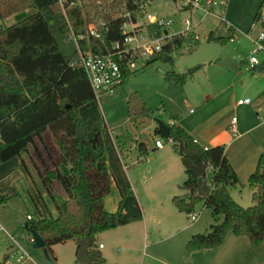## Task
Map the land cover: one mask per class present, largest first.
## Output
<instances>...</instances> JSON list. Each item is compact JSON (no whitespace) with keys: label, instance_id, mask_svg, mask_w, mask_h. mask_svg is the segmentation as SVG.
Here are the masks:
<instances>
[{"label":"trees","instance_id":"1","mask_svg":"<svg viewBox=\"0 0 264 264\" xmlns=\"http://www.w3.org/2000/svg\"><path fill=\"white\" fill-rule=\"evenodd\" d=\"M150 1L0 0L1 19L30 8L35 10L17 23L0 27V165L21 155L50 129L60 148L61 161L70 168L67 175L57 168L40 172L42 185L51 197L54 182L67 197L56 204L55 215L36 209L32 219L24 223L27 231L36 230L41 234L55 262L53 246L74 241L78 249L84 243L89 244L90 264H107L99 249V234L143 218L141 213L110 212L105 207L111 190L103 142L105 124L101 117L79 113L81 106L96 100L79 63V49H91L100 54L111 52L113 44L124 38L123 24L143 18L146 10L142 4ZM257 17L258 14L255 21ZM90 24L95 26L97 35L89 34ZM227 31L229 36L211 32L208 40L225 43L236 32L234 28ZM195 34L188 32L173 37L156 57L146 61V65L155 60L173 64L178 48L199 43ZM122 68L123 84L133 71L125 63ZM198 68L193 67L185 73L167 72V81L185 84ZM251 70L260 73L264 64L255 65ZM127 106L133 121L151 111L137 92L129 94ZM172 118L176 120L175 116ZM168 139L172 140L177 152L183 143L185 152L182 160L187 178L180 185L184 193L173 197L174 205L190 214L202 200L211 208L215 221L209 231L194 234L187 249L194 252L218 247L231 233L248 237L254 244L263 241L264 152L249 178L254 204L244 207L231 195V188L239 184V179L224 145L204 147L177 123L171 125ZM187 160L197 166L207 165V180L211 186L207 197L198 195V178L187 166ZM13 197L0 193V205H6ZM6 260L7 257L0 264H7Z\"/></svg>","mask_w":264,"mask_h":264},{"label":"rangeland","instance_id":"2","mask_svg":"<svg viewBox=\"0 0 264 264\" xmlns=\"http://www.w3.org/2000/svg\"><path fill=\"white\" fill-rule=\"evenodd\" d=\"M221 1L216 0L215 11H224L226 20L238 29L237 38L225 43L209 41L208 37L211 32L223 36H229L230 33L218 18L208 16L194 30L200 36L199 43L191 45V47L185 44L178 48L174 53L173 64L155 60L146 65V61L139 58L131 69L133 73L125 78L116 94L98 95L96 100L82 109V112L87 115L102 118L105 124L103 133L107 143L111 141L107 127L113 130L116 144L125 153L124 161L129 167L125 176L118 172L117 181H111V190L107 196L108 208L122 212L124 205V209L135 210L139 207L138 201L144 205L146 210L152 207L160 208L162 205L174 207L172 198L184 193L180 185L186 180V174L179 172L173 179L174 173L169 165L168 157H170L169 154H174L176 151L174 144L169 139L156 134L152 125L155 124L157 118L167 123L174 116L180 125L184 126L185 123L191 125V110L195 113L193 115L200 113V103L206 92L214 93L222 88L230 87V89H226L221 98L212 101L211 106L215 104L219 106V100L222 102L226 100L227 103L234 106L239 98H251L253 104L240 107L236 112L230 110L229 116L235 115L241 118L253 115L263 124L254 130L253 135L259 132L264 133V119L258 114V112L263 113L264 111V100L257 98L264 90V70L254 73L251 70L252 66L248 64L249 57L255 50L251 37H257L260 32V27L255 26L254 22L264 0H226L225 7L219 8ZM34 11L30 8L5 19L0 18V27L17 23ZM199 17L200 12L199 16L191 15L189 11L181 9L179 2L174 0H152L147 6L146 16L140 21L146 30L147 25H150L153 20L156 23L172 20L173 24L166 27L171 35L185 29L184 21L186 19H190L193 24H196ZM256 56L260 60V65L264 64V51H259ZM227 57L235 58L238 68L233 69L217 63ZM196 66L199 67L198 70L185 84L167 81V72L185 73ZM132 92H137L151 109L148 115H144L133 123L128 120L127 106L128 96ZM258 104L261 106L256 110L255 107ZM161 110L163 111L161 112ZM226 110L222 112L224 118L227 116ZM47 134L54 138L50 129H47L45 136ZM48 140L50 141V139ZM156 140H161L164 143V149L153 150ZM142 142H145L148 150L147 153L141 154L140 152L141 155L138 158L137 145ZM153 155L160 157L156 163L150 166ZM244 157V153L240 151L235 158L242 161ZM183 165L185 166L184 163ZM164 168L166 170L163 171ZM128 178L132 184L130 192H127L129 189ZM37 184L40 185V182ZM172 186L175 187L170 190ZM57 189L59 187L54 184L52 190L57 191ZM133 189L137 195L136 201L129 197ZM174 190V194H171ZM253 193L254 190L249 184L243 183L241 180L237 186L231 188L233 199L244 207L254 204ZM45 202L48 203L47 207L52 208L51 198L46 197ZM35 212L36 206L27 190H21L19 197L10 199L6 205H0V225L3 227V230H0V262L10 255L12 264H18L13 258L15 250L10 237L12 236L23 243L32 258V261L22 264H46L43 250L33 248V243L26 238L29 231L25 229L24 223L27 221L28 214L35 215ZM194 212L198 215V219L194 223L200 224V231L197 233L209 231L211 224L215 223L211 208L205 206V202L200 200L196 203ZM187 216L189 221V215L187 214ZM110 234L112 233L104 232L100 235L99 241L107 246L110 259L116 261L122 257L123 250L122 248L118 250V246L112 244ZM53 249L59 259L57 264L76 263L75 251L78 248L74 241L57 244L53 246Z\"/></svg>","mask_w":264,"mask_h":264},{"label":"crops","instance_id":"3","mask_svg":"<svg viewBox=\"0 0 264 264\" xmlns=\"http://www.w3.org/2000/svg\"><path fill=\"white\" fill-rule=\"evenodd\" d=\"M225 22L233 26L226 18ZM233 28L239 35L238 29L234 26ZM226 89H230V87ZM226 89L222 88L214 93H204V99L200 103V113L193 115L195 113L191 110V125L185 123L184 126L204 147L225 145L226 155L235 169L239 182L241 180V182L249 184V178L256 170L260 156L264 152V133L259 132L253 135V132L263 124L253 115L251 117H237V131L233 132L231 120L235 115L230 117V110L236 112L239 111L240 107L246 105H238L236 102L234 106H231L226 100L223 102L219 100V106L217 104L210 105L215 99L221 98ZM263 92L264 90L258 95L259 100H264ZM89 105L90 103L79 108V113L82 116H90L82 112V109ZM259 106L261 105L258 104L255 109H258ZM227 108L228 110H226ZM225 110L227 116L224 118L222 112ZM258 114L262 115L261 112H258ZM128 120L131 123L135 122L131 120L129 115ZM173 123L180 124L177 119L173 118L167 121L169 125ZM156 127L155 122L152 129L155 131ZM107 130L111 140L107 143L103 133L107 166L111 181H117L118 172L125 176L129 167L124 161L125 153L116 144L113 130L110 127H107ZM46 133L47 130L43 132L40 138L36 139L34 144L29 145L26 150L22 151L21 155L13 157L0 165V193L19 197L21 190H27L34 201L36 209L44 214L51 212L55 215L57 213L56 204L65 200L67 195L60 185L54 182L53 186L55 184L59 189L57 191L52 190L51 197L42 185L40 172L46 168H57L67 175L70 168L69 165L61 161V151L55 138H52L49 134L45 136ZM155 133L160 134L159 130ZM247 138L249 139L247 140ZM137 147L139 149L138 158L142 153H147L148 148L145 142L140 143ZM158 149L162 150L164 147L158 148L155 143L153 150ZM240 151L245 156L242 161L235 158ZM158 155L155 157L153 155L150 166L158 161L160 157ZM169 156L168 162L174 173L173 179L176 178L179 172H185L186 174L184 162L181 160L182 157H180L179 152L175 151L174 154H169ZM148 161L150 160L148 159ZM164 170L166 169L164 168ZM128 180L129 189L127 192H130L132 184L129 178ZM38 182H40V185L37 184ZM174 187L172 186L170 190H173ZM174 192L175 190L171 194H174ZM46 197L51 198L52 208L47 207ZM129 197L133 201L137 200L135 189L131 190ZM137 203L139 209H124L123 205L122 212L129 215L141 213L142 220L105 231L106 233H112L110 234L112 244L117 245L118 250L122 248L123 254L120 259L116 261L110 259L107 246L99 241L100 235L104 232L98 236L99 249L107 264H264V240L260 242L263 244H254L248 237L231 233L227 236L225 242L218 247L191 252L187 249V243L195 233L200 231V224L194 222L191 224L188 221L187 214L180 211L175 205L174 207L162 205L160 208L152 207L146 210L142 203H139V201ZM105 207L110 212H117L107 207V197ZM101 244L103 247H100ZM77 251H75L76 262ZM54 253L57 258L56 263H58V256L55 251Z\"/></svg>","mask_w":264,"mask_h":264},{"label":"built area","instance_id":"4","mask_svg":"<svg viewBox=\"0 0 264 264\" xmlns=\"http://www.w3.org/2000/svg\"><path fill=\"white\" fill-rule=\"evenodd\" d=\"M60 2L63 3V0H60ZM176 2H179L181 9L189 11L191 15L199 16L200 12V17L196 24H193L190 19H186L184 21L185 29L180 33L170 35L166 27L173 24L172 20L167 22L161 21L158 23L153 20L150 25H147L146 30H144L145 26L142 21H140L142 18L137 22L130 20L125 22L122 26V33L124 35L123 40L115 42L111 52L100 54L94 53L91 49H79V63L87 75L89 83L96 94V98L101 94H116L117 90L122 85L123 63H125L128 68L132 69L139 58L145 61L153 59L162 51L164 45L169 40L178 35L194 32L195 28L200 26L206 17L214 16L225 24L226 29L233 28V26L225 22L224 13L220 10L215 11V6L217 5L216 0H177ZM226 3V0H222L219 4V8H224ZM148 5V2L142 4V8L146 10V13ZM254 25L260 27V32L257 37H251V40L255 45V50L249 57L248 64L252 67L260 64V60L256 56V53L261 50L264 51V4L260 7ZM89 34L97 35L94 25L89 26ZM237 36V32H234L232 39L237 38ZM195 38L200 39V36L195 34ZM252 103L253 100L248 97L241 98L237 101L238 105H249ZM162 111L163 110H161V112ZM260 117L264 118V111ZM237 120V116L232 117L231 129L233 132L237 131ZM169 140L172 142L171 139ZM155 143L158 148L164 147V143L161 140H156ZM188 215L190 222H194L198 219V215H196L195 212ZM27 219L31 220L32 215L28 214ZM0 230H3L1 225ZM10 237L14 243L13 249L15 250V255L13 258L15 262L22 264L27 261H32V258L25 249L23 243L12 236ZM26 238L31 243H34V238L30 232H28ZM100 247H103V245L101 244ZM6 263L12 264L10 255L7 256Z\"/></svg>","mask_w":264,"mask_h":264},{"label":"water","instance_id":"5","mask_svg":"<svg viewBox=\"0 0 264 264\" xmlns=\"http://www.w3.org/2000/svg\"><path fill=\"white\" fill-rule=\"evenodd\" d=\"M219 65L227 66L233 69L238 68L237 60L232 57H227L221 59L217 62ZM166 74V73H165ZM156 125L160 132V135L164 138H169L171 133V125L165 123L162 119H155ZM179 154L181 157L184 156V145L180 143ZM187 166L191 169L193 175L198 178V190L197 193L201 197H207L211 192V186L207 180V165L197 166L194 165L190 160L186 162ZM31 235L34 238L33 248L42 249L46 264H57L51 254L49 253L48 248L46 247V242L41 234L36 230L30 231ZM89 244L84 243L77 251V263L78 264H90V253H89Z\"/></svg>","mask_w":264,"mask_h":264}]
</instances>
